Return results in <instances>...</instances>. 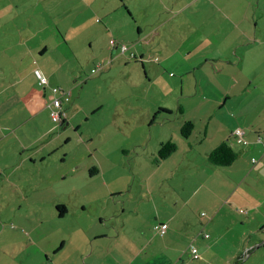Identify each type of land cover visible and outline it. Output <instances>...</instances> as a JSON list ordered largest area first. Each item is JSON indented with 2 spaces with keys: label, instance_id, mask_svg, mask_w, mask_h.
Masks as SVG:
<instances>
[{
  "label": "rangeland",
  "instance_id": "374dc122",
  "mask_svg": "<svg viewBox=\"0 0 264 264\" xmlns=\"http://www.w3.org/2000/svg\"><path fill=\"white\" fill-rule=\"evenodd\" d=\"M123 1L133 12L134 19L127 15L120 0H0V123H8L9 118L16 115L13 122L19 124L25 133L42 130V126L46 128L50 118L42 113L45 105L38 102L42 98L36 97L37 106L34 107L35 100L31 102V98L35 97L30 98L28 94L35 91L28 93L27 90L35 88L34 75L29 72L33 73L38 67H42L49 80L47 105L52 100L51 86L70 92L65 111L71 120L65 128L54 129L56 133L51 135L54 137L51 145L56 150L46 157L42 167L37 163L40 169L28 171L24 165L19 167V159L16 160L14 166L17 167L14 168L20 180L16 185L19 194L13 192L12 185L4 178L0 180V204L8 203L7 223L10 226L7 229L22 228L27 234L30 232L31 236L26 238L33 245L23 248L24 254L30 252L34 256L36 243L43 247H62L60 253H50L58 264H80L79 261L82 264L80 254L87 256L96 246L97 253L85 257L87 264H127L140 246L150 244L146 252L160 249L172 252V248L182 244L184 234L179 239L173 238L174 242H163L153 229L154 222L165 221V217L176 213L172 221L179 224H211L210 227L199 225L195 236L204 231L210 238L200 236L195 245L199 252L209 254L208 257L217 255L215 264H226L224 258L232 259L230 264H237L236 258L241 256L240 264H264V244H261L264 233L260 232L264 227V58H258L257 64L244 62L240 68L224 71L223 78L227 82L231 83L233 78L239 80L236 95L225 104V109L218 107L214 111L209 104L206 106L204 101L200 102L205 106L202 114L212 112L217 118H224L228 113L235 116L236 125L242 124L243 119L250 128L256 127L261 142L246 146L233 144L240 153L232 164L208 165L203 161L212 166L205 169L201 156L195 160L185 158L197 154L208 142L195 143L203 132L193 129L186 139L183 137L186 141L182 146L161 160L158 141L159 132L163 130L158 125L141 127L140 119L134 120V117H139V107L145 105V98L149 100L152 95L149 93L144 97L141 90L145 86L150 92L166 90L162 84L164 78L179 76V70L175 64L171 67L163 65L164 76L161 75L151 86L147 84L141 62L130 56L131 51L137 54L140 48L137 28L140 26L145 30L141 39L148 29L157 31L156 37L163 46V52L157 49V58L161 59L160 54L174 55V49L176 56H187L191 50L193 55L188 58L194 63V55L202 52L208 44L206 32L213 30L209 17L221 16L217 9L220 5L215 0L213 5L209 0H201L204 1L202 6L191 3L188 7L189 0H167L168 7L175 5L173 10L182 11L167 19L168 13L157 18L161 1ZM254 1L264 8V0H252V3ZM244 2L248 3L247 0H232L223 12L241 17ZM184 5L186 8H182ZM262 9L256 14L258 37L252 42L264 46ZM160 19L165 22L157 24ZM190 22L197 26L196 32L189 33ZM110 38L116 41V45L126 44L129 49L125 53H112ZM42 46L46 47L44 55L38 52ZM257 47L258 50L249 52L261 54L264 51V47ZM99 63L103 68L92 74L91 70ZM145 63L150 65L148 60ZM201 71L206 69L190 73L193 82ZM128 72L132 73V78L126 80L124 74ZM12 83L23 84L27 89L13 88ZM246 87L248 91L244 95L242 92ZM198 98L191 96L187 103L180 95V85L176 84L175 93L165 100L177 108L180 99L186 108H190L204 99ZM29 104L31 107L27 108ZM74 105L77 109L73 111ZM241 108L244 109L238 114L237 110ZM31 109L37 112L32 119ZM169 123V126L178 125V129L182 127L176 119ZM201 123H204L200 125L203 128L205 120ZM215 127L213 122L208 125L209 136L216 135L212 131ZM152 128L155 129L150 134ZM59 133L63 134L58 136ZM172 142L175 144V137ZM101 146L105 148L100 149ZM103 150H110L107 157L100 153ZM253 158L256 159L254 163L251 162ZM99 166L107 170L112 166L104 177L114 194L103 186L102 175L95 172L90 175L91 167L99 169ZM37 181L42 182V186L45 182L51 184V189L58 194L57 200L66 203L68 211L60 219L55 217L52 221L44 214H59L52 204L22 201L20 188L23 192L31 191ZM239 208L248 209V213H239ZM97 216L108 217L109 223L113 224L112 232L98 239L90 236L97 230ZM121 227L122 231L116 236ZM177 229L179 232L175 233L180 234L187 227L178 226ZM15 230L23 242L19 229ZM218 230L224 233L217 243L213 237ZM246 250L250 251L248 257H245ZM7 251L13 253V248ZM143 256H140L142 260ZM183 260L188 263L187 255L184 254ZM189 261L201 263V260Z\"/></svg>",
  "mask_w": 264,
  "mask_h": 264
},
{
  "label": "crops",
  "instance_id": "0c3cea01",
  "mask_svg": "<svg viewBox=\"0 0 264 264\" xmlns=\"http://www.w3.org/2000/svg\"><path fill=\"white\" fill-rule=\"evenodd\" d=\"M158 1L159 2L161 1V3H159L158 6L159 15L157 18H161L163 14L165 15V13H168L169 16L167 17V19H170L173 15L182 13V11L173 10V7H175V5L168 7V5L166 4L167 0H158ZM213 1L214 0H209L210 5L214 4ZM215 1H217V3L220 5L219 8L217 9L220 11L221 16L219 17L217 16V14H215L209 17V21L213 22L212 23L213 30L211 32L209 31L206 32L208 44L204 47L202 52H200L197 55H194V57L196 58V61L194 63L193 61L190 60L191 58H188L189 55L191 54L193 55L194 51L191 50L188 51L187 56L185 55L183 56V54H181L179 57L176 56L174 49L173 51L174 55L168 56V54L166 55L160 54V57L162 56L163 59L162 57L161 59L157 58L156 56L157 49H160V52H163L162 51L163 46L160 44L161 40H159V38L156 37L157 31L155 30L154 32H151L152 28H150L147 30L148 33L141 39V36L145 34V30L142 29L140 26H138L137 28V35L139 37L138 44L140 47L137 49L138 57L135 52H133L135 57L134 58L132 57L137 62H141L142 66H140V68L144 71L143 72L144 80H146V83L150 84V86L152 85V83L159 80L161 78V75L164 76V74H162L163 72L166 73L165 70L162 69L163 65H168L169 67H171L174 66L175 64L176 66H178V70H179L178 71L179 76H177L178 78L170 75L169 77H167L168 79L164 78L162 84L164 85V87H166V90L164 91L155 90L150 92L147 86H145L141 90V92H143L144 94V97L149 96V93L152 95L150 96L149 100L145 98L146 100L145 105L139 107L138 110H140L139 111L140 115L139 117H134V120L140 119L138 121L140 122L139 125L141 127L145 126V124L146 125L150 124L151 126L158 125L159 128L163 130L162 133L159 132L160 139L158 143L166 142L168 140L172 141V138L175 137L176 148L182 146L183 143L186 141L185 140L186 138L183 139V136L180 133V128L178 129L179 127L178 125L175 124L176 127L174 125L169 126V124H171L169 122H173L174 119H176L177 124L181 125L183 124L184 121L187 120L191 121V123L194 125L193 128L194 130L198 132L199 131L203 132V136H200L195 143L204 144L206 143V141L208 142L206 143V146L205 145L203 146L202 150H199L197 152V154L193 155L192 157L189 156L185 158H190L195 160L196 158H198V156L199 157L201 156V161L205 169H210L212 167V166H207V164H205L203 161L208 163V165H212L207 161L206 158L208 157L209 152L215 146L223 142H228L230 145L233 146L234 141H232L233 139L231 137V133L232 130L235 128L240 127L243 128V130H245V135L249 144L259 143L257 140V137L259 136V132L257 131L258 129H256V127L254 126H251L250 128L249 125L243 119H242V124L238 123L236 125V120L234 119L235 116H231L228 113L225 114L224 118H217L216 115L213 114L212 112L211 114L210 112L202 114L203 108L205 107L202 106L201 104L202 101H204L206 106L208 104L212 106L215 111L218 107H220L221 109H225V107L227 106L225 104L229 102V99L235 97L234 96L236 95L235 89L236 86L238 87L239 80L237 78H233L231 83L227 82L223 78L225 70H233L236 69L237 67L240 68L241 67L240 65L244 62L257 64L259 60L258 58L260 59L264 58V51H262L261 54L249 52L250 50H254V51L258 50L259 48L257 46L264 47L263 45H261V43H257V44L254 43L258 37V30L256 25L259 24V19L257 18L256 14L258 10L261 11L262 9L259 2L257 3V1L256 2L254 1V3H252V0H247L248 3L244 2V7H245L244 15L239 17L238 15L234 16L232 14L223 12L228 7V3L232 2V0H226V1L215 0ZM187 2L189 3L188 7H191L190 6L191 3L195 5L200 4V6H202L204 1L201 2V0H189ZM125 7L127 9L126 10L127 15L131 16V18L134 19L133 12L128 8L126 4ZM182 8H186V5H184ZM262 10H264V8ZM160 21L161 19L157 21V24ZM163 22L165 21H161V23ZM252 23H254L253 27L256 28L255 31L252 29L251 26ZM188 27L190 31L189 33L196 32L197 30V26L194 25V23L190 22V24H188ZM252 40H254V42H252ZM241 47H244L246 49H243ZM112 48H113L112 53H116L119 50L118 47L115 46H113ZM177 50L178 52H180V48H178ZM31 51L32 50H29L28 52ZM38 52L44 55V53L46 52V47L42 46V48L38 49ZM147 54L150 56L149 58L146 56ZM182 57L185 58V61L183 60ZM155 58H157V60H155ZM147 60L150 63L149 66L145 65L146 64L145 62ZM38 68L41 69L44 74V70L42 69V67H38ZM203 69H206V71L203 72L201 71L200 74H198L197 77L195 78L194 80L195 82H193L190 73L196 74V72ZM29 73L31 76L34 75L35 85H33V87L35 86L34 88L35 90L27 89L26 86L23 84L15 85V83H12V85L14 86L13 88L24 87L23 89L26 88L28 90V93L35 91V93L31 95L28 94L30 98L31 96L35 97V98H31V102L35 100L34 107H36L37 106L36 97H41L42 100L39 99L40 101L38 102H41V104L45 105V108L43 109L42 113L49 116L48 115L49 112L47 111L49 107L46 104L47 102L46 94L49 93V86L44 87L42 85H39L35 78L36 76L34 74V71L33 73L32 72ZM45 75L47 76V74ZM131 76H132L131 72H128V74L127 73L124 74V78L126 80L132 78ZM193 83H194V88H192ZM176 84L180 85V95L187 100L186 101L187 103H189L191 96H194V98L199 97L198 100L202 97L204 99L199 100L198 104H195L190 108H186L185 105L180 102V99H178L177 108H175L173 105H169L168 102L165 100V97H168L169 95H173L175 93ZM37 86H39L41 89L40 88L38 89ZM170 86L172 87L171 89ZM245 91H248L247 87L243 90L242 94L246 95ZM30 107L31 104H29L27 108ZM72 109L74 111L77 109V107L74 105ZM243 109L244 108H241L240 111L237 110V113L239 114ZM247 114L248 113L242 114V117H244ZM15 116L16 115H12V117L9 118L8 123H0V180L4 178L9 184L12 185L13 192L19 194V187H17L16 185L20 180L17 177V172H16L17 169L14 168L17 167L14 166L16 160L19 159V167H22L24 165V168L27 169L28 171L30 170L34 171L38 169L39 167H37V163L39 162V165L41 166L44 163L46 157H50L51 152L53 153L56 150V148L51 145L54 142L53 139L54 137L51 138L52 133L55 132L54 129L57 130L59 128H65L66 125L71 123V120H69L67 116L65 122L57 126L55 125L54 122L51 121V119H49L50 117H48L50 124L47 123L48 125L46 126V128L45 126H42V130L33 131V132L26 131L25 133L24 131H21L19 124H15L13 122ZM34 116H37V112L35 111V109H31L30 118L32 119V117ZM128 120L132 121L133 119H128ZM202 120H205V125L203 128H200V125L204 124L201 123ZM45 121L47 122V120ZM212 122L215 123L216 125L214 130H212L213 133H216V135L213 137L209 136L207 129L208 125H210V123ZM245 125L248 127H245ZM154 129L155 128L150 129V134ZM61 134L63 133H59L58 136H60ZM253 134L254 135L256 134L257 137L256 136L253 137ZM165 135L168 138L163 139L162 137ZM261 141L262 138L260 142ZM104 148H105L104 146H101L100 149H104ZM100 153H104L105 156L107 157L106 153H110V150H103V152L101 151ZM12 157H14V159L11 161ZM91 168L94 169L93 171L95 172L94 174L99 173L100 175H102V177L104 178L102 180L103 186H107V188L109 189V193L114 194L112 188L108 186L109 183L105 180L104 177L107 169H104L103 166H99V169L96 167H91ZM111 168L112 166H109L108 170ZM41 183L42 182L39 181L35 182L34 185L31 183L33 185V187H31L32 190L27 192H23L22 188H20L21 191L20 195H22V201L28 204L32 202H36L38 203V205L41 203L52 204L54 208H56V206L59 205H64L66 211L61 215L53 214V213H44L45 215H48L47 218L52 219V221L55 219V217H58L60 219L68 211V207L67 205H65L66 203L60 201L61 199L57 200L58 194H56V192H54L51 189V184H46L47 182H45L44 186H42L43 183L42 184ZM7 212H8V203L2 205L0 204V264H58L52 260L50 253L51 252H55L56 254L60 253L62 247L60 248L55 246L43 247L41 245H37L36 243L34 256H32L30 252L24 254L23 248H27L33 245V243H31L29 239L26 238V236H31V234L30 232L27 234L26 231H22V228L10 227V229H7V227L10 226L7 223L9 222ZM17 212L20 211H16L15 213ZM42 214L43 213H41V215ZM175 214H170L169 217L168 216L165 217V221H160V223L166 224L167 232H165L163 236H160L159 240L163 242L172 240L174 242L176 240H173V238L179 239L178 237L184 234L181 239L182 244L176 248H172V252H168L166 249L146 252V249L147 247H149L150 244L140 246L139 250L135 253V255H133V257L129 259L127 264H192L189 261L192 260V258L188 254L187 247L190 248V245L192 243L195 244L200 238V236L202 237V235L200 234L201 232L199 233L198 237L195 236V233L197 232V230H199L200 224L203 225V227L205 225L207 227H210L211 224L200 223L195 225L193 223H188V222H181L182 224H179L180 222L172 221L174 220L173 217L175 216ZM109 218L115 219L113 217H109ZM107 219L108 217L104 218L97 216V221L95 222L97 223V228H96L97 230L94 231V234L92 233L93 235L92 234L90 235L91 237L98 239L105 237L112 232L113 224L112 222L109 223ZM157 222L159 223L158 220ZM178 226H185L187 227V229L184 233H180V234L175 233L176 231L179 232V230L177 229ZM212 226H215V224H212ZM174 227L176 229H174ZM15 229H19L22 235L23 242L21 241V237L19 233ZM89 231L91 232V230ZM121 231H122V227L118 231H116V236H118ZM221 231L218 230V232L213 237L214 238L213 240H217V243L218 240L222 238V234L224 233L223 230ZM15 232H17L18 235ZM260 232L264 233V227H263V231L261 230ZM154 234L158 235L157 232H154ZM209 238L210 237H208L207 239ZM210 245H212V242ZM207 246L208 245H206L205 247ZM170 247H172V245H170ZM199 247L202 248L201 246ZM9 248H13V253H9L7 251ZM94 253H97V246L92 247L89 255L87 256L80 254V259L81 258L83 259L82 264H87L85 262L86 260L85 257H91ZM249 253L250 251L246 250L245 257H248ZM184 254L187 255V257L189 258L188 263L185 260H183ZM199 254L201 255V259H199V261L201 260V263L198 264H215L218 258V256L215 254H212L209 257L207 256L209 254H204L202 252H199ZM29 256H31V258H29ZM140 256L141 257L143 256L144 260H142ZM241 257L236 258L238 262L237 264H240L239 259ZM224 259L226 264H230L232 261V259L231 260H229L228 258H224ZM79 263L81 264L80 261Z\"/></svg>",
  "mask_w": 264,
  "mask_h": 264
},
{
  "label": "trees",
  "instance_id": "16d2710c",
  "mask_svg": "<svg viewBox=\"0 0 264 264\" xmlns=\"http://www.w3.org/2000/svg\"><path fill=\"white\" fill-rule=\"evenodd\" d=\"M121 2H122V6H123V8L125 9V11L127 10L126 9V7H125V4H124V2L122 1V0H120ZM109 40H114V39H112V38H110ZM115 41V40H114ZM116 42V41H115ZM112 45V44H111ZM113 46H115V47H118L116 44H114ZM119 49V48H118ZM133 52V51H132ZM135 57V56H134ZM100 64H102V63H100ZM97 66V65H96ZM103 65H101V67L100 68H98V69H101V68H103L102 67ZM98 69H96V67L95 68H93L92 70H95V71H92V74H94ZM53 86H55V85H53ZM45 87V86H44ZM52 87V86H51ZM59 88H61V87H59ZM51 91V90H50ZM51 97H53V94H52V91H51ZM70 100V99H69ZM69 102V101H68ZM68 102H66V103H68ZM66 103H64V106H63V110H64V112L66 113V111H65V109H66V107H65V104ZM49 110V109H48ZM160 111H161V108H160ZM50 117V116H49ZM66 118H67V116H66ZM51 119V118H50ZM66 120V119H65ZM65 120H63V122H65ZM52 121V120H51ZM53 122V121H52ZM62 122V123H63ZM61 124V123H60ZM58 126V125H57ZM193 128H194V125L191 123V121H189V120H187V121H184L183 122V124H182V127H180V133H181V135L183 136V137H188L189 135H190V133L192 132V130H193ZM238 128H240V127H238ZM237 129V128H236ZM243 129V128H242ZM234 130V129H233ZM233 130H232V133H233ZM231 133V137H232V139H233V141H234V144L235 145H241V146H246L247 144H249V142H248V140H247V138H246V135H245V130H244V135H243V138H245V140H247V144H244L243 142H241V141H238L237 140V138H236V136H234L233 134ZM257 140H258V142H260V140H261V137L260 136H258L257 137ZM176 149V146H175V144L172 142V141H170V140H168V141H166V142H161V143H159V149H158V155H159V158L162 160V159H164V158H166V157H168L169 155H171L172 154V152L174 151ZM240 153V150H238V151H236L235 150V148H234V146H232V145H230L228 142H223V143H219L217 146H215L210 152H209V154H208V157L206 158L207 159V161L210 163V164H212V165H220V166H228V165H230V164H232V162L234 161V160H236L237 159V157H238V154ZM254 159V158H253ZM252 159V160H253ZM251 160V162L252 163H254L255 162V160L256 159H254L253 161ZM93 171H94V169H92V170H89V173H90V175H92L93 174ZM56 209L58 210V212H59V215H61V214H63V213H65V206L64 205H59V206H56ZM240 209H242V211H240ZM239 213H248V209H244V208H239ZM158 223V222H157ZM157 223H155V224H157ZM154 224V225H155ZM158 224H165V223H158ZM166 225V224H165ZM153 229H154V226H153ZM154 231H155V229H154ZM156 232V231H155ZM165 232H167V230L165 231ZM165 232L162 234V235H159V236H163L164 234H165ZM201 235H202V238H204V239H207L208 237H209V235L207 234V233H204V231H201V233H200ZM261 244H264V242H262ZM191 246H193V247H195V249H196V251H197V254H198V257L197 258H194L193 257V255L191 254V252H190V249L188 248V254L190 255V257L193 259V260H199V259H201V255L199 254V252H198V250H197V247H196V245L195 244H191Z\"/></svg>",
  "mask_w": 264,
  "mask_h": 264
},
{
  "label": "built area",
  "instance_id": "2783aa9c",
  "mask_svg": "<svg viewBox=\"0 0 264 264\" xmlns=\"http://www.w3.org/2000/svg\"><path fill=\"white\" fill-rule=\"evenodd\" d=\"M109 43L114 45L116 44V42L114 40H109ZM117 46L119 48V52L121 53H125L129 47L126 44H118ZM130 56L134 58V53L131 51L130 52ZM155 60H157V58H155ZM102 64H97L96 69L100 68ZM103 67V66H102ZM95 71V70H92ZM34 73L36 75V79L39 85L42 86H48V80L47 77L43 74L42 70L39 68H35ZM50 90L52 91L53 97L51 102L48 105V109H49V116L51 118V120L55 123V125H59L60 123L63 122V120L66 119V113L64 112V110L62 109L64 106V103L69 101V91H66L62 88H59L57 86H52L50 87ZM234 136H236L238 141L243 142L244 144H247V140H245V138H243L244 135V130L242 128H235L233 130L232 133ZM254 160V159H253ZM252 160V161H253ZM240 211H242V209H240ZM154 229L157 232V234L162 235L165 231H166V225L164 224H155L154 225ZM190 252L193 255L194 258L198 257L197 251L195 249V247L190 245Z\"/></svg>",
  "mask_w": 264,
  "mask_h": 264
}]
</instances>
